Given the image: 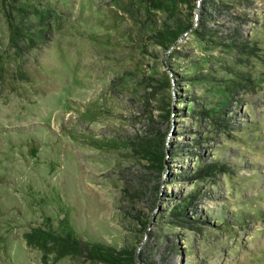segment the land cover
I'll return each mask as SVG.
<instances>
[{
    "label": "rangeland",
    "instance_id": "1",
    "mask_svg": "<svg viewBox=\"0 0 264 264\" xmlns=\"http://www.w3.org/2000/svg\"><path fill=\"white\" fill-rule=\"evenodd\" d=\"M187 2L0 0V264H264V0Z\"/></svg>",
    "mask_w": 264,
    "mask_h": 264
},
{
    "label": "trees",
    "instance_id": "2",
    "mask_svg": "<svg viewBox=\"0 0 264 264\" xmlns=\"http://www.w3.org/2000/svg\"><path fill=\"white\" fill-rule=\"evenodd\" d=\"M205 1L207 0H202V5L205 4ZM150 2L152 3V7L156 9H162L164 8V3H173L174 0H150ZM187 3L192 10L197 7V4H191V0H188ZM192 27V24H178L177 27H173L172 29L168 30L166 29L163 34L159 31L158 33L161 35L160 38L165 37V40L160 43L170 46L174 44L179 39V37H181ZM16 37L18 39L20 38V34L17 29L13 32V39L15 42L17 41ZM159 140L160 135L158 133H155L152 130H148L145 132V134L142 135L139 143H135V145L133 146V150L149 162H161L162 158H164V154L162 152V145ZM26 237L30 244L36 242V244H39L41 248L50 250L52 249L54 253H56L57 255H62V257L78 256L85 253L86 256L88 255L87 257L92 260L102 262L111 261L113 262L112 264H119L123 256L124 258H129L130 261H134V255L136 252L135 249H118L113 246L100 243L94 244L91 242H87L82 244L74 239L71 235L56 236L53 232L45 229L39 231L35 230V232L27 234Z\"/></svg>",
    "mask_w": 264,
    "mask_h": 264
},
{
    "label": "water",
    "instance_id": "3",
    "mask_svg": "<svg viewBox=\"0 0 264 264\" xmlns=\"http://www.w3.org/2000/svg\"><path fill=\"white\" fill-rule=\"evenodd\" d=\"M202 0H199V4H198V6H197V12L199 11V7H200V2H201ZM196 18H198V15H196Z\"/></svg>",
    "mask_w": 264,
    "mask_h": 264
}]
</instances>
